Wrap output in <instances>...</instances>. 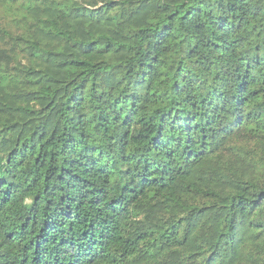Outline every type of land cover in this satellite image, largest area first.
<instances>
[{
    "label": "trees",
    "instance_id": "obj_1",
    "mask_svg": "<svg viewBox=\"0 0 264 264\" xmlns=\"http://www.w3.org/2000/svg\"><path fill=\"white\" fill-rule=\"evenodd\" d=\"M0 264H264V0H0Z\"/></svg>",
    "mask_w": 264,
    "mask_h": 264
}]
</instances>
